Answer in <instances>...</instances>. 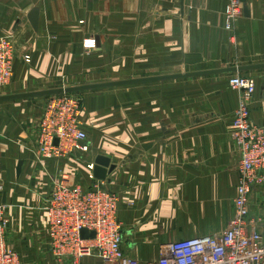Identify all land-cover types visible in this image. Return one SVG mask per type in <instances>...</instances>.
<instances>
[{
  "label": "crops",
  "instance_id": "0c3cea01",
  "mask_svg": "<svg viewBox=\"0 0 264 264\" xmlns=\"http://www.w3.org/2000/svg\"><path fill=\"white\" fill-rule=\"evenodd\" d=\"M227 4L0 0V35L10 34L17 51L7 90L67 73L93 72L98 79L90 83H100L106 76L119 79L125 68L137 78L264 63V0L241 3L232 32L225 28ZM34 7L36 29L28 19ZM91 37L96 46L86 50L82 41ZM235 74L255 79L251 119L261 121L264 68L94 89L81 95L88 150L51 159L35 152L40 103L0 101V206L8 219L6 242L20 263L68 264L51 254L45 200L61 175L92 187L100 179L90 178L87 164L97 155L114 165L100 181L118 196L122 247L141 264L158 259L160 244L223 231L238 184V153L228 128L239 100L228 83ZM261 199L259 186L250 218L256 220L252 212ZM254 227L264 234L262 220ZM81 264L101 262L86 256Z\"/></svg>",
  "mask_w": 264,
  "mask_h": 264
},
{
  "label": "built area",
  "instance_id": "2783aa9c",
  "mask_svg": "<svg viewBox=\"0 0 264 264\" xmlns=\"http://www.w3.org/2000/svg\"><path fill=\"white\" fill-rule=\"evenodd\" d=\"M241 13L239 0H228L225 10L228 31L232 32ZM95 46L93 37L83 41L86 50ZM16 52L11 35H0V90L11 81ZM23 58L29 62L30 56L24 54ZM228 83L239 93L228 126L238 153L234 214L220 233L160 244L158 259L145 264H264V234L254 227L257 219L250 218L251 195L256 187L264 185V117L257 123L251 119L250 102L256 86L253 77L235 74ZM83 109L80 93L56 94L45 103L36 136L38 158H59L88 150L86 129L81 121ZM87 167L92 172L94 162ZM89 176L94 178L92 173ZM99 181L89 189H83L65 175L53 181L45 200L51 254L68 264H81L86 256L98 258L101 264H141L122 247L117 194ZM7 224L5 208L0 206V264H21L16 251L6 242ZM82 229L94 232V236L83 238Z\"/></svg>",
  "mask_w": 264,
  "mask_h": 264
},
{
  "label": "water",
  "instance_id": "95a60500",
  "mask_svg": "<svg viewBox=\"0 0 264 264\" xmlns=\"http://www.w3.org/2000/svg\"><path fill=\"white\" fill-rule=\"evenodd\" d=\"M241 3H245L246 0H239ZM244 14L248 15V9L244 7L243 9ZM29 22L31 26L36 29L38 23V8L34 7L28 15ZM257 68H264V63L258 64H251L239 67H232L229 69H213V70H205V71H198V72H190V73H177V74H169V75H158V76H149V77H137V78H128L116 81H108V82H100V83H91L79 86H72V87H60V88H53V89H45V90H36V91H27L22 93H14V94H6L0 95V101L5 100H15V99H26V98H35L41 97L45 95H55L60 93L66 92H76V91H85L89 89H96V88H107V87H114V86H122V85H129L133 83H141V82H148V81H157L163 79H172L177 77H188V76H197V75H206V74H213V73H221L225 71H241V70H249V69H257ZM114 169V165L110 163V159L104 155H97L94 159V167L92 170V174L96 179L104 180L109 172ZM81 236L83 238L93 237L94 232L87 231L86 229L81 230Z\"/></svg>",
  "mask_w": 264,
  "mask_h": 264
},
{
  "label": "rangeland",
  "instance_id": "374dc122",
  "mask_svg": "<svg viewBox=\"0 0 264 264\" xmlns=\"http://www.w3.org/2000/svg\"><path fill=\"white\" fill-rule=\"evenodd\" d=\"M82 44H83V41H82ZM29 61H30V59H29ZM124 71L126 73L122 74L119 79L112 80L111 79V76H106V77H103V82L116 81V80L128 79V78L135 77V75H133L130 72V68H125ZM94 76L95 75L93 74V72H90V73H86L85 72V73H73V74L67 73V74H64V75H60V76H58L56 78H53V77H44L42 79V77H41V78H39L38 82L35 81L34 84L27 85V86L23 87L21 90L19 89L20 91L19 90H16V91L9 92L7 90V87H8L7 86L5 89H1L0 90V95L14 94V93H22V92H27V91L53 89V88H60V87H72V86H79V85L91 84L90 81L92 79H98V78H94ZM107 88H109V87H107ZM96 89H100V88H96ZM90 90H94V89H89V90H85V91H76V92H66V93H80L81 95H84L87 91H90ZM52 96L53 95H45V96H41V97H35V98H31V101H37L38 103H40V107H43L45 105V103L48 100L51 99ZM86 134H87V138L89 139L87 130H86ZM92 176H93V174H92ZM260 187L261 188L262 187L264 188V185L263 186H260ZM260 191H262V190H260ZM254 207H257V209L256 210L254 209V211L252 213L254 215H256V219L258 221H261L262 220V222H264V208H262V207H264V201L262 199L261 200H258V202L255 204Z\"/></svg>",
  "mask_w": 264,
  "mask_h": 264
}]
</instances>
